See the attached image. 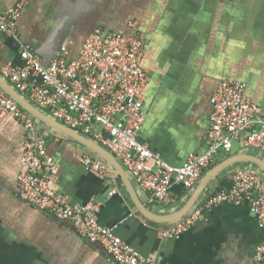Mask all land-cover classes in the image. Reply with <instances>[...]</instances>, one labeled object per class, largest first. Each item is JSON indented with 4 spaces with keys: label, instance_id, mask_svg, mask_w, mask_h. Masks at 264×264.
<instances>
[{
    "label": "crops",
    "instance_id": "0c3cea01",
    "mask_svg": "<svg viewBox=\"0 0 264 264\" xmlns=\"http://www.w3.org/2000/svg\"><path fill=\"white\" fill-rule=\"evenodd\" d=\"M20 1L0 0V13ZM97 30L139 32L148 41L143 66L151 80L139 139L168 163L181 166L190 154L206 150L212 96L221 81L245 83L247 95L264 117V0H25L17 36L0 32V57L22 66L20 54L27 47L47 66L66 45L70 58H76L84 41ZM37 120L40 131L49 133L55 189L73 203H98L100 223L115 226L116 234L142 255L164 264H252L264 234L248 203H225L206 211L205 218L179 238L159 235L179 219L154 218L179 212L206 173L225 160L251 155L264 161L259 150L234 142L232 150L218 155L194 189L177 182L171 189V203L160 205L150 202L149 193L114 155L110 153L123 167L134 196L111 161ZM25 138L21 122L11 116L0 119V264H116L103 245L81 237L71 222L58 220L21 198L18 175ZM87 152L100 156L114 170V178L102 179L86 170L82 156ZM249 165L264 176L256 164L239 162L212 179L191 209L210 192L230 188L231 171Z\"/></svg>",
    "mask_w": 264,
    "mask_h": 264
},
{
    "label": "built area",
    "instance_id": "2783aa9c",
    "mask_svg": "<svg viewBox=\"0 0 264 264\" xmlns=\"http://www.w3.org/2000/svg\"><path fill=\"white\" fill-rule=\"evenodd\" d=\"M24 4L25 0H21L0 13V32L17 36V20ZM147 47L148 41L139 32L97 30L84 41L76 58H70L66 45L47 66L27 47L20 54L22 66L0 57V76L36 108L109 150L138 186L149 193L154 204L171 203V189L177 182L194 189L218 155L232 150L234 142L264 155L262 109L247 95V85L241 81L224 80L218 84L212 96L206 150L190 154L183 165L168 163L140 141L139 132L145 122L143 106L151 80L143 66ZM8 116L21 122L26 132L18 175L22 199L58 220L71 222L81 237L103 245L116 264H164L142 255L116 234L115 226L100 223L98 203H73L55 189V162L47 148L48 131L41 132L37 117L0 87V119ZM82 163L102 179L115 176L98 155L84 153ZM229 181L230 188L210 192L202 204L161 230L160 237H181L205 218L206 211L225 203H248L264 234L263 173L251 165L239 167L231 171ZM252 264H264V238Z\"/></svg>",
    "mask_w": 264,
    "mask_h": 264
},
{
    "label": "water",
    "instance_id": "95a60500",
    "mask_svg": "<svg viewBox=\"0 0 264 264\" xmlns=\"http://www.w3.org/2000/svg\"><path fill=\"white\" fill-rule=\"evenodd\" d=\"M0 86H2L16 101L27 111H29L32 115L40 119L46 124H49L51 126H54L55 128H58L65 132L66 134L76 138L77 140L81 141L83 144L89 146L93 150H95L97 153L100 155L104 156L107 158L109 161H111L114 166L119 170V172L124 176V179L126 180L128 186L130 187L131 193L134 196V192L132 189L131 184L128 182V178L125 175V171L123 167L114 159V157L108 152L105 148L102 146L90 141L88 138L84 137L80 133L66 127L65 125L57 122L56 120L52 119L48 115H46L43 111L39 110L36 108L32 103H30L28 100L25 99L24 96H22L20 93H18L14 88H12L4 79L0 77ZM242 161H247L256 164L257 166L261 167L264 170V161L251 156V155H240V156H234L231 157L221 164L213 167L210 169L204 178L201 180L199 185L197 186L194 194L190 197L186 205L177 213L171 214L169 216H155V220H160V221H172L176 219H180L182 216H185L187 213L191 211L192 206L195 204L196 200L202 193V191L205 189L206 185L214 179L218 174L224 172L226 169H228L231 166H234L235 164L242 162ZM137 205L141 208V210L147 214L148 216H152L143 206L140 204L138 201ZM154 217V216H152Z\"/></svg>",
    "mask_w": 264,
    "mask_h": 264
},
{
    "label": "trees",
    "instance_id": "16d2710c",
    "mask_svg": "<svg viewBox=\"0 0 264 264\" xmlns=\"http://www.w3.org/2000/svg\"><path fill=\"white\" fill-rule=\"evenodd\" d=\"M223 189V188H222Z\"/></svg>",
    "mask_w": 264,
    "mask_h": 264
}]
</instances>
